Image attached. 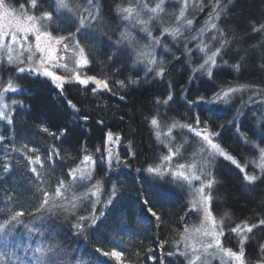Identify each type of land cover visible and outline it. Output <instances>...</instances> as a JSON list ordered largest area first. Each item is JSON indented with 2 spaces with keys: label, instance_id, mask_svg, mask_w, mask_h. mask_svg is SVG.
Returning <instances> with one entry per match:
<instances>
[{
  "label": "trees",
  "instance_id": "1",
  "mask_svg": "<svg viewBox=\"0 0 264 264\" xmlns=\"http://www.w3.org/2000/svg\"><path fill=\"white\" fill-rule=\"evenodd\" d=\"M141 1L110 0L112 21L100 19L101 0L72 3L76 22L67 24L55 16L56 0H36V14L52 18L45 31L56 40L69 37L52 47L65 50L67 45V51L58 53L74 52V62L83 49L90 63L87 77L106 81L108 88L93 91L69 78L61 90L50 86L45 76L17 75L13 66L0 69V88L11 82L20 89L12 124L0 122V264H186L177 255L176 244L197 215L170 180L161 191L141 176L162 151L151 121L161 113L168 93L172 98L166 106L173 122L193 126L198 119V125L242 167L251 169L255 163L248 158L258 140L257 120L239 108V99L243 90L264 98V47L257 33L264 25V0H185L192 24L176 35L174 63L159 84L138 85L142 73L137 78L131 73L133 59L123 46L115 45L123 35L116 10L140 6ZM178 4H167L162 15L167 26L181 13L182 3ZM167 9H172L171 17ZM205 43L218 53L216 65L211 76L190 79V51ZM58 59L70 65L68 59ZM54 67L52 71L66 80L61 68ZM231 89L238 92L230 97L232 115L222 105L203 108L211 96L232 93ZM197 101L202 109L193 114L184 110ZM108 133L111 141L106 139ZM85 163L90 164L86 169L90 176L83 180L75 172ZM216 172L220 188L213 192L218 198L213 199V210L216 216L231 219L225 224L227 218L222 216L228 229L224 239L230 245L227 249L239 252L232 241L233 226L260 225L264 220V171L252 183L227 164H219ZM263 242L261 224L244 247L247 264L259 263ZM112 252L121 253V259Z\"/></svg>",
  "mask_w": 264,
  "mask_h": 264
},
{
  "label": "rangeland",
  "instance_id": "2",
  "mask_svg": "<svg viewBox=\"0 0 264 264\" xmlns=\"http://www.w3.org/2000/svg\"><path fill=\"white\" fill-rule=\"evenodd\" d=\"M56 1L57 2L54 4L55 6L53 9V11L55 12V16L67 20V24L75 23L76 19L75 17H73L75 15V8L73 9L74 5L72 7V3H77L82 0ZM101 1L103 3V6H101L99 9V14L101 16L100 19L104 21H112L113 16L109 7L110 0ZM25 2V4H22L17 0H4L3 6H0V29H2L6 34L10 31L15 32L18 37L17 42H11L10 36H6L3 41H0V69H2V67L4 66L5 68L13 66V69L17 75H26L29 73L27 71L25 73H20L19 68H32L34 69V72L30 75H32L33 77H38V75L44 77V68H48V70L50 69L52 71V69H57L54 66H58L61 68L59 69V71L66 75V80L52 81L50 77L45 76V78L51 81L50 86L56 87L57 89H61V85L63 87L65 82L69 83L71 81L69 78L76 81L75 75L77 72H79L82 77H87L86 74L88 68H90V63L88 66L78 67L76 62L73 61V58H75L74 52L72 53V55L67 56L58 53V51L65 50H61V48L56 49L54 53V56L56 58L49 61L46 59V55L42 56V54L36 49V41L32 33L28 34L26 41L21 39V33L16 31L18 25L21 27L33 28V31H35V29H39L41 32H44L52 19H48L47 14L37 15V11H35L36 6L33 8L31 6L30 0H25ZM68 2L70 3L71 8L69 4H67ZM180 2L182 3V10L180 12L183 14H179L176 21L171 25L172 27L167 26L165 23L169 22L168 20L165 21V18L163 19L162 16L163 12L166 11L167 4L178 6L180 5L178 3ZM165 3L167 4L165 5ZM188 3L189 2L185 0H154L152 1V3H148L142 0L140 6L134 4L128 6L134 10L129 19L123 18L124 15H127L126 13L118 12V9L116 10V13H118V21L121 25L120 27L123 29V35L119 37L120 41L116 42L115 45L123 46L126 55L130 56V58L133 59L135 64L133 67H131V73L134 72L136 78L140 73H142L141 78H137L141 79V82L137 81L136 84H159V82L164 79V75L169 69V66L175 61V58L173 57V55L175 54L174 46H177L178 39L176 40V35L173 36L171 34L172 30L189 29L192 24L191 19L188 17L190 13V4ZM191 4L193 5V3ZM158 5L160 6V8L156 12H153L152 9H156ZM5 7H7L8 11L13 13V15H6ZM136 9H138L139 12H136ZM167 11H169L168 16L171 17L173 15L172 9H167ZM194 11H192V13ZM68 15L72 17L67 18ZM28 16H32L33 20L29 21L27 19ZM140 21H144V23H141ZM188 21H191V23L189 24ZM125 30L127 31V33H125ZM257 33H260L259 35L262 38V42H260V45L263 48L264 25L258 30ZM157 41H159V43H157ZM41 43L43 44V40L41 41ZM211 44H214V41ZM260 45L259 47L257 45V48H260L261 51ZM212 48L213 47L209 43H205L203 44V48L195 45V49L193 48L190 51L191 61H188L190 65V79H194L195 77L201 76L203 74L206 75L215 67L216 63L213 66L211 64V61L209 60V57H213L214 54L212 53ZM83 55L89 60L88 54H85L84 51ZM138 55H140V59H137ZM29 57H31V59ZM60 57H62L64 61L66 59L69 60L70 65H67L69 68L62 67L63 65H66V63L63 62L62 64H60L58 59ZM123 58L125 60L126 56H124ZM216 58H218L217 55L214 56L215 62ZM41 59L45 60L43 64H41L40 62ZM153 59L156 61L155 64L151 63ZM205 61H208V63H205ZM195 62L196 65H194ZM161 69L163 70V76H157L156 73ZM262 85L264 86V84ZM19 93L20 89L13 85L11 82H9L5 87L0 88V122H5L7 125L12 124L13 115L15 113V110L18 108L16 96ZM224 93V91H219L218 95L211 96V100L209 101V103L205 104L203 108H215V106L222 105L223 110L226 109L227 111H229L227 113L232 115L234 100H230V97L238 92H228L229 95L227 97L224 96ZM253 93L255 94L256 92ZM251 95V92L249 93L243 90L241 98L239 99L242 100L240 102L241 105L239 106V108L245 114L250 113L251 117L257 120L254 134L256 132L258 140L256 139L257 141H255V143L257 144L254 145V147H251L253 150L249 152L250 157L248 158V160H250L251 158L256 159L253 166H251V169H249L247 166L242 167L239 160L233 157L231 154L227 153L218 143L217 139L212 136L206 128L200 127L198 125L199 123H196V125L193 126H188L184 123L173 122L174 119L168 114L166 106V104H168V101H170L168 97L171 96L172 98V93H168L167 101L165 104H159L161 105L159 109V112L161 113L158 114V116L155 118L157 124H152V126L162 144V151L160 155H158L159 157H157L154 163L145 171H143L141 176L145 177L146 180L153 181V183H151V188H160L161 191L163 190V184L166 179L170 180L171 183H173V185H175V187L180 190L181 193H183L186 201L190 205V210L197 215V221L186 227L184 233L180 238V241L176 244L177 255L181 256L185 260L186 264H238L237 261L227 255V252L231 250L227 249V247L229 248L230 245L226 244L224 239V236L228 233V229L224 225L230 222L231 219L225 215L216 216L213 210L212 203L213 199H215V201L218 200L217 196L213 197V192L217 194V191L220 188L216 172L219 164H223L224 166L227 164L228 166H233L239 169L244 178L245 174L255 176L256 179L254 181L258 180L257 176L259 175V172L264 171V151H262L264 150V98L259 95V97H257V95L255 97H252ZM198 105H200L199 101L194 104H189L183 108L185 111L193 114L199 107L202 109V107ZM170 119H172V121ZM241 121L242 120L239 119L238 124H240ZM196 132H200L201 135L197 136ZM204 134H209L213 142L216 143L219 146L220 150H222L226 155L221 156L217 150L212 149L202 139V136ZM218 135L219 133L216 134V136ZM256 136L252 137L257 138ZM252 154L255 155V157H253ZM227 156L233 157L239 163L240 167L238 168L231 162V160L227 159ZM181 165H183V167H181ZM88 167H90V164L85 163V165L80 168V171L75 172V174L81 177V179L83 177V180H85V177L90 176L86 172V169ZM149 168H152L153 171L149 172ZM241 168L244 169L243 172L241 171ZM179 173H183V175H179ZM185 177H187V179H185ZM197 177H199V179H197ZM209 180L214 181L211 188H208L206 186ZM245 181L248 183H252L249 182L246 178ZM200 187H204L205 195L210 193L212 196V200L210 202V210L216 221V230L218 232H223V235L220 237V247L223 248L224 251H219L216 247L207 248V244L209 242L214 243V241L211 236L204 235L203 230L210 229L212 227V223L211 220L204 219V212L202 211L204 205L201 201V194L199 193ZM98 192L99 191L95 192L94 197H96V194ZM222 216L227 218L225 224L221 221ZM237 226H241L242 228H244L245 230L243 231V236L248 237V239L243 242L242 246L244 249L254 231L257 228H260L261 224L249 225L243 223ZM237 226L234 225L233 228ZM247 226H254L251 233L246 231ZM197 229H200V231H197ZM234 235L235 237L232 238V241L240 250L242 236L235 233ZM262 245H264V242L262 243ZM259 253L261 254V256L259 257L258 264H264V250L260 248ZM197 257H199V259H197ZM245 264H247L246 261Z\"/></svg>",
  "mask_w": 264,
  "mask_h": 264
},
{
  "label": "snow or ice",
  "instance_id": "3",
  "mask_svg": "<svg viewBox=\"0 0 264 264\" xmlns=\"http://www.w3.org/2000/svg\"><path fill=\"white\" fill-rule=\"evenodd\" d=\"M4 4V0H0V6H3ZM31 6L34 8L36 6V0H31ZM160 8V6L158 5L156 9H152L153 12H156L158 9ZM118 12H122V13H126L127 15H124V19H129L130 15L133 13V9L131 7H127V8H123V9H118L117 10ZM5 14L6 15H13V13L9 12L8 11V8L5 7ZM183 13H181L182 15ZM48 19H51V15L49 14L47 16ZM27 19L29 21H32L33 20V17L32 16H28ZM141 23H144V21H140ZM83 23V21H81V24ZM188 23L190 24L191 21H188ZM213 27H215V25H213ZM16 31L20 32L21 33V39L23 40H27V37H28V34L29 33H32L34 35V39L36 41V49L42 54V56L46 55V59L51 61L53 59H55L56 57L54 56V53L56 51V49L54 47H52V44L54 43H61L62 40L64 39H69V37H62L60 40H56L52 35L51 33H49L48 31H44V32H41L39 29H35V31H33V28H29V27H21V26H17V29ZM179 33V29H174L172 30L171 34L173 36L177 35ZM6 36H10L11 37V42H17L18 40V37L17 35L15 34V32H8L7 34L2 30L0 29V41H3ZM72 40H74L75 38L72 37L71 38ZM43 40V44L41 43V41ZM157 43H159V41H157ZM67 48L68 46L65 45V50L67 51ZM218 54V53H214L213 54V57H209V60L211 61V64L214 66L215 65V59H214V56ZM140 55H143V54H140ZM140 55H138L137 59H140ZM31 59V57H29ZM41 64H43L45 62L44 59H41ZM151 63L155 64L156 61L153 59L151 61ZM205 63H208V61H205ZM76 64L78 67H85V66H88L89 65V60L87 59V57H85L83 55V49H80V57L79 59L76 61ZM62 67L64 68H67V65H63ZM203 67V65H202ZM28 72L29 74L33 73L34 72V69L32 68H28V69H25L23 67L19 68V72L20 73H25V72ZM39 74V73H37ZM209 76H211V72L208 73ZM43 75L47 76V77H50L52 80L54 81H60L63 79V77H61L60 75H56L54 72L48 70V68H44L43 69ZM157 76H163V70L161 69L160 71H158L156 73ZM75 79L76 81L80 84V85H83L85 87H87V85L91 82L93 85H95V88L93 89V91H95L96 89L98 88H101L103 87L104 89H107L108 88V84L106 81H102V80H99L97 79L96 77L94 76H88V77H82V75L77 72L76 75H75ZM132 83H135V81H132ZM61 90H62V85H61ZM231 91H237L236 89H231ZM229 95L228 92H225L224 93V96L227 97ZM121 99H123V97H121ZM168 99L170 100L171 99V96L168 97ZM10 123V121H9ZM151 123L153 125L157 124V121L155 119H153L151 121ZM197 123H199L198 119H197ZM45 131H47V129H45ZM196 135L197 136H200L201 133L200 132H196ZM107 141H111L112 140V134L111 133H108L107 134V137H106ZM202 139L214 150H217L219 152V154L221 156H225L226 154L220 150L219 146L213 142V140L210 138V135L209 134H204L202 136ZM264 151V150H262ZM227 159L231 160V162L233 164H235L238 168L240 167L239 163L231 156H227L226 157ZM110 159V157H109ZM84 160L85 161H91V157H88V156H85L84 157ZM181 167H183V165H181ZM149 172H152L153 169L152 168H149L148 169ZM241 171L243 172L244 169L241 168ZM33 172H35V169H33ZM179 175H183V173H179ZM245 178L249 181V182H253L256 177L255 176H250V175H247L245 174ZM74 179V178H73ZM83 179V177H82ZM185 179H187V177H185ZM197 179H199V177H197ZM214 181L212 180H209L208 183H207V187L208 188H211L212 187V184H213ZM199 193L201 194V201L204 205V207L202 208V211L204 212V219L205 220H211V223H212V227L210 229H204L203 232H204V235L206 236H211L214 243L213 242H209L207 244V248H213V247H216L219 251H224L223 248L220 247L221 245V239L220 237L223 235V232L222 231H217V225H216V221H215V218L213 217L212 213H211V210H210V202L212 200V196L211 194H207L205 195L204 194V187H200L199 188ZM57 194H59V188L57 189ZM48 201H47V194H45V199H44V203L46 204ZM148 211L151 213V215L153 217H155L157 220L160 219V217L157 215V213L155 211H153L151 208L148 209ZM18 215H23V212H20L18 213ZM81 219H83V217H81ZM260 224H264V220L260 221ZM77 227H79V225H77ZM253 227L254 226H247L246 227V231L251 233L252 230H253ZM245 229L242 228L241 226H237V227H234L231 229V232L237 234V235H241L242 236V240H241V248L239 250V252H227V255L231 258H233L235 261L238 262V264H245V261H244V249H243V242L246 241L248 239L247 236H243V231ZM197 231H200V229H197ZM262 250H264V245L261 246ZM195 250V249H194ZM109 253H105V255H108ZM112 256H114L117 260H120L121 259V253L119 252H112L111 253ZM197 259H199V257H197Z\"/></svg>",
  "mask_w": 264,
  "mask_h": 264
},
{
  "label": "water",
  "instance_id": "4",
  "mask_svg": "<svg viewBox=\"0 0 264 264\" xmlns=\"http://www.w3.org/2000/svg\"><path fill=\"white\" fill-rule=\"evenodd\" d=\"M97 79H98V78H97ZM88 85L93 86V87L95 88V85H93L91 82H90ZM98 89H100V90H105L103 87L98 88Z\"/></svg>",
  "mask_w": 264,
  "mask_h": 264
}]
</instances>
